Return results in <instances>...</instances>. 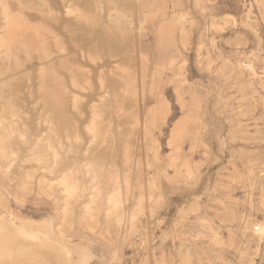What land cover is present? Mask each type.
<instances>
[{
    "label": "rangeland",
    "instance_id": "obj_1",
    "mask_svg": "<svg viewBox=\"0 0 264 264\" xmlns=\"http://www.w3.org/2000/svg\"><path fill=\"white\" fill-rule=\"evenodd\" d=\"M1 30L0 264H264V0H0Z\"/></svg>",
    "mask_w": 264,
    "mask_h": 264
},
{
    "label": "bare ground",
    "instance_id": "obj_2",
    "mask_svg": "<svg viewBox=\"0 0 264 264\" xmlns=\"http://www.w3.org/2000/svg\"><path fill=\"white\" fill-rule=\"evenodd\" d=\"M4 2V1H3ZM16 2V1H15ZM20 3V2H19ZM20 7V6H19ZM8 9V8H7ZM8 11V10H7ZM7 11H5L4 12V17H5V24L7 25V27H10V28H8L9 30H8V32H9V35H11V37L9 36V40H11V38L12 37H14L15 39H17V40H19V39H22V40H19L21 43H23V39H29L30 38V36H33V35H37L38 33V31H37V29L35 30V29H33V30H27L26 28H24L23 26H22V24L24 23H22L21 22V24L19 23V19L22 17L21 16V12H19L18 14H16V15H14V16H11V14H9ZM37 11H38V9H37ZM116 15V14H115ZM108 17H109V15H108ZM117 17V16H116ZM21 20V19H20ZM117 20V19H116ZM23 21V20H22ZM5 24H3V25H5ZM115 24V23H114ZM5 25V26H6ZM2 29V28H1ZM39 29V28H38ZM40 29H41V27H40ZM39 29V30H40ZM41 30H43V29H41ZM37 31V32H36ZM0 32H2V30L0 31ZM3 33V32H2ZM39 33H41V32H39ZM6 35V34H5ZM41 34H38L37 36H40ZM43 36V35H42ZM41 36V37H42ZM3 37V36H2ZM6 37V36H5ZM5 37L3 38V39H5ZM7 38H8V36H7ZM12 39V41L14 42V40L15 39ZM3 39L1 40L2 42H3ZM31 39V38H30ZM33 39V38H32ZM34 39H36V38H34ZM41 39V38H40ZM39 39V40H40ZM8 40V39H7ZM17 40L14 42V46H13V42L11 41V43H10V41H6V42H8V43H10L12 46L11 47H13L14 49L13 50H15V47H16V42H17ZM18 41V42H19ZM26 41V40H25ZM36 41V40H35ZM38 41V40H37ZM36 41V42H37ZM46 41V40H45ZM1 42V47L2 48H7L8 50L6 51V52H8V51H10V45L9 46H7V43L4 41V43H2ZM18 44V43H17ZM23 44H25V42L23 43ZM37 44H39V43H37ZM36 44V45H37ZM57 45H58V43H56ZM18 45H20V44H18ZM24 46V45H23ZM110 46V45H109ZM0 47V48H1ZM18 47V46H17ZM40 47L42 48L43 46L41 45V46H39V48L38 49H40ZM57 47V46H56ZM1 48V49H2ZM19 48V47H18ZM24 48V47H23ZM45 48V47H44ZM47 48V47H46ZM3 49V50H4ZM37 49V51H39L40 53L39 54H41V50H38ZM63 49V48H62ZM6 50V49H5ZM21 50H22V46H21ZM24 50V49H23ZM26 50V49H25ZM49 50V49H48ZM1 52V51H0ZM12 52V51H11ZM11 52L9 53H7V55H10L11 54ZM17 52H18V49H17ZM42 52H43V50H42ZM14 53V52H13ZM15 53H16V51H15ZM4 54V53H3ZM38 54V55H39ZM42 54H44V52L42 53ZM46 54V53H45ZM6 55V56H7ZM46 55H48V53L46 54ZM51 55V54H50ZM3 56V55H2ZM4 56H5V54H4ZM40 57V56H39ZM42 57V56H41ZM51 57V56H50ZM43 59H47V56H44V57H42ZM47 61V60H46ZM41 63H43L42 61H41ZM167 65V64H166ZM40 69H42V68H40ZM45 70V69H44ZM46 71V70H45ZM19 72V71H18ZM46 73V72H45ZM48 77H53V76H47V78ZM50 79V78H49ZM54 79V78H53ZM52 79V80H53ZM51 80V79H50ZM86 80V79H85ZM47 81H48V79H47ZM55 81V80H54ZM49 82V81H48ZM76 82V81H75ZM98 82V81H97ZM50 84V83H49ZM90 84V83H89ZM99 84V83H98ZM48 85V84H47ZM100 85V84H99ZM49 86V85H48ZM52 86V85H51ZM88 86H90V85H88ZM99 90H100V88H99ZM104 96V95H103ZM65 99V98H64ZM65 100H67V99H65ZM74 102H75V100H73ZM72 101V102H73ZM74 102H73V104H74ZM106 102V101H105ZM77 103V102H76ZM112 104H114V103H112ZM98 105V104H97ZM66 107V106H65ZM119 107V106H118ZM78 108V107H77ZM99 108V107H98ZM103 108V107H102ZM105 108V107H104ZM100 109V108H99ZM92 110V109H91ZM64 112V111H63ZM76 112H78V111H76ZM93 113V112H92ZM91 113V114H92ZM76 114H78V113H76ZM183 115V114H182ZM46 116V115H45ZM97 116H98V114H93L92 116H91V119H90V125L88 126V128H86V133H88V134H92L93 135V137H95V132H96V130L98 129V125H97ZM115 116V115H114ZM45 124H46V121H45ZM47 125H49V123H47ZM46 125V126H47ZM49 131V130H48ZM47 132V131H46ZM51 132H49V134H50ZM87 134V135H88ZM91 136V135H90ZM77 137V136H76ZM20 139V138H19ZM24 139V138H23ZM20 140H22V139H20ZM74 140V139H73ZM79 141V139H77V142ZM39 142V141H38ZM40 143H42V142H40ZM39 143V144H40ZM46 146H47V144H46ZM49 148V146H47V148L46 149H48ZM49 150V149H48ZM36 153V152H35ZM34 153V154H35ZM55 154V153H54ZM55 160V159H54ZM53 166H55V164H53ZM87 167H88V165H87ZM84 169V168H83ZM88 169H90V168H88ZM90 171V170H89ZM86 172V176H88L89 175V173H88V170L87 171H85ZM85 174V173H84ZM88 178V177H87ZM93 179V178H92ZM190 179V178H189ZM75 180H76V178L75 177H73L72 176V174H68L67 176H66V178H64L63 180H62V185H63V189H64V192L65 193H70L73 189H76V184H74V182H75ZM189 181V180H188ZM64 182H67V184L66 183H64ZM91 182V181H90ZM69 183H71V184H69ZM124 186V185H123ZM111 196V195H110ZM109 200V199H108ZM107 200V201H108ZM107 203H109V202H107ZM264 205V204H263ZM113 206V205H112ZM263 207V206H262ZM112 208H114V207H112ZM115 208H117V207H115ZM263 209V208H262ZM113 211V210H112ZM114 211H115V209H114ZM90 221V220H89ZM88 221V222H89ZM90 223H92V222H90ZM94 224V223H93ZM88 226V225H87ZM89 226H91V225H89ZM88 226V227H89ZM253 227V226H252ZM263 227V226H262ZM253 228H256V230H254V232L253 233H262V229L260 228V227H253ZM21 229V228H20ZM251 231H253V230H251ZM33 232V231H32ZM35 232V231H34ZM54 232V231H53ZM57 234H58V236H60L61 237V235L57 232ZM254 234V235H255ZM55 235V234H54ZM257 235H259V234H257ZM256 236V235H255ZM262 236V235H261ZM257 237V236H256ZM255 237V238H256ZM1 238H3V237H1ZM262 238V237H261ZM59 239V238H58ZM61 239V238H60ZM256 239H258V238H256ZM259 240V239H258Z\"/></svg>",
    "mask_w": 264,
    "mask_h": 264
}]
</instances>
